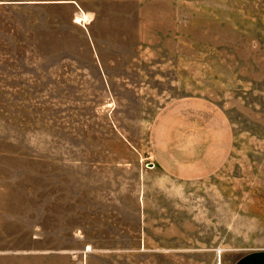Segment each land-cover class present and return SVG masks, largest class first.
Masks as SVG:
<instances>
[{"label": "rangeland", "instance_id": "1", "mask_svg": "<svg viewBox=\"0 0 264 264\" xmlns=\"http://www.w3.org/2000/svg\"><path fill=\"white\" fill-rule=\"evenodd\" d=\"M166 110L172 132L227 147L213 174L156 164ZM260 249L264 0H0V264Z\"/></svg>", "mask_w": 264, "mask_h": 264}, {"label": "crops", "instance_id": "2", "mask_svg": "<svg viewBox=\"0 0 264 264\" xmlns=\"http://www.w3.org/2000/svg\"><path fill=\"white\" fill-rule=\"evenodd\" d=\"M173 110L164 111L155 124L154 146L156 148V164L166 173L179 178L206 177L213 174L224 162L228 149L222 145L215 149L202 147L189 139L177 124L171 126ZM195 128V127H194ZM197 129V128H196ZM197 135L198 132L192 133ZM24 264H57L56 258L42 256L24 259ZM7 264H15L14 257ZM233 264H264V249L248 252L238 257Z\"/></svg>", "mask_w": 264, "mask_h": 264}]
</instances>
